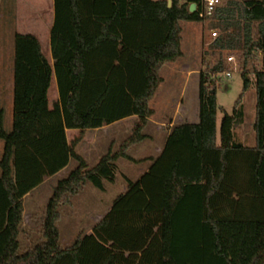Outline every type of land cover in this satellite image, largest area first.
Returning <instances> with one entry per match:
<instances>
[{
    "label": "trees",
    "instance_id": "1",
    "mask_svg": "<svg viewBox=\"0 0 264 264\" xmlns=\"http://www.w3.org/2000/svg\"><path fill=\"white\" fill-rule=\"evenodd\" d=\"M191 1L53 0L51 66L35 37L15 34L14 70L22 60L42 70L27 77L23 97L14 93L9 131L0 107V264L22 262L14 248L23 196L70 158L77 166L54 188L44 241L24 264H264V67L253 63L255 53L264 52V0H223L207 18L219 29L210 44L219 55L199 72L197 121L174 125L148 171L90 232L59 247V197L87 178L100 186L98 175L109 173L117 157L132 160L125 148L146 137L159 70L182 54L180 23L200 20L189 11ZM223 50L241 52L243 87L232 113L221 109L217 133L216 88L209 83L224 70ZM248 69L255 86L252 146L233 132L244 119ZM52 72L58 102L48 108ZM130 116L138 122L118 151L88 167L75 151L84 131ZM66 129L79 134L68 140Z\"/></svg>",
    "mask_w": 264,
    "mask_h": 264
},
{
    "label": "rangeland",
    "instance_id": "2",
    "mask_svg": "<svg viewBox=\"0 0 264 264\" xmlns=\"http://www.w3.org/2000/svg\"><path fill=\"white\" fill-rule=\"evenodd\" d=\"M52 7L53 0H0V107L3 110V124L6 131L12 128L14 93L18 92L19 96L23 97V88L26 87L28 91L27 77L33 75L37 77L36 75H41L42 70L40 66H36L34 68L36 72H33L34 69L28 67L32 63H26L24 60L15 66L14 70V36L22 34L35 37L39 42L42 54L51 66L49 32L53 23ZM180 24L182 54L174 61L166 62L159 70L161 81L149 100V107L153 110V114L142 129V133L146 137L126 147L132 160L120 157L115 162L116 182L114 184L106 182L105 188L102 190V188L95 187L91 181L86 182L85 185L78 183L66 196L60 207L61 217L57 222L60 231V248L62 246L69 248L78 236L84 235L90 227L92 228L99 216L106 212L113 200L117 198L121 184H124L122 174L133 176L144 169L151 159L157 157L158 147L163 151L167 143L168 135L166 136V134L170 127L169 123L173 121L172 125L174 126L184 122L194 123L197 121L199 72L205 70L207 64L209 66L215 64L218 59V50H212L210 44L214 39L211 29L216 30L217 35L219 29L212 27L208 19L204 21L183 20ZM228 53L235 55V65L227 63L225 57ZM221 56L224 61V70L219 74H214L209 83L210 86L214 85L216 88L217 133L223 116L222 110L228 114L232 113L234 101L242 93L243 87L241 52L239 50H223ZM253 63L257 68L264 67V52L255 53ZM225 72H230V76H226ZM248 74L252 80L242 94L243 123L234 127L233 132L236 140L252 146L254 144L252 125L255 112V86L250 69H248ZM52 76L53 72L50 75L47 89L50 98L55 97L57 93L56 86L52 85L53 89L50 88ZM32 81L35 83L34 79ZM31 91L33 95L36 94L33 87ZM137 122L136 116H130V118L123 119L106 129L85 130L81 136L85 141L83 140L79 150L88 157L87 160L90 164L88 167L93 166L108 150L110 153L118 151L121 143L131 134ZM78 134L77 131H68L67 139L70 140ZM90 139L93 140L92 143L88 142ZM2 149L3 141L0 139V157ZM76 166L77 161L70 158L61 175L67 176ZM58 179L59 176H52L24 201L27 209L29 206V211H34V214L33 217L26 214L19 227L14 250L22 260L20 264H24L27 258L34 255L44 241L40 227L43 226L45 216L40 218V214L43 213L44 205ZM34 198L38 205L32 208V205H29L27 201Z\"/></svg>",
    "mask_w": 264,
    "mask_h": 264
},
{
    "label": "crops",
    "instance_id": "3",
    "mask_svg": "<svg viewBox=\"0 0 264 264\" xmlns=\"http://www.w3.org/2000/svg\"><path fill=\"white\" fill-rule=\"evenodd\" d=\"M52 8H53V7H52ZM50 54H51V53H50ZM192 71H193V70H192ZM187 72H188V71H187ZM52 85H53V86H56V80H55V76H54V74H53V76H52V81H51V83H50V88L53 89ZM56 88H57V86H56ZM11 99L13 100V98H11ZM57 102H58V91H57V93H56V96L53 97V98H50L49 95L47 94V106H48V108L53 107L54 104L57 103ZM127 118H130V117H126V118H123V119H127ZM123 119H120V120H118V121H115V122H113V123H111V124H108V125H104V126L99 127V128H94L93 130L106 129V128H108L109 126H111V125H113V124H115V123H117V122H120V121L123 120ZM172 124H173V121H172L171 123L168 124V126H170V127H169V129H168V131H167L166 136H167L168 133L170 132V130H171L172 126H173ZM162 126H163V125H162ZM87 130H92V129H87ZM68 131H69V132H75V131L78 132V130H76V129H66V136H67V132H68ZM68 140H69V139H68ZM83 140L85 141V139L82 138V139L76 144V146H75V151H76V152H77V150H79L80 147H82V142H83ZM90 140H91V141H90ZM90 140H88V142L92 143L93 140H92V139H90ZM157 149H158V154H157V157H158V156L160 155V153H161L162 150H161V148H159V147H158ZM127 150H128V148L125 149L126 154H128ZM77 153L83 157V159L85 160L86 164L89 166L90 164H89V162H88V160H87L88 157H87L85 154L81 153L80 150H79ZM120 157H121V156H120ZM120 157H117L114 161L111 162V164H110V172H109V173H107V174H104V173H103V174H99V175H98V179H99V181H100V186H95V185H94L95 187H97V188H102V190H104L106 182L109 183V184H114V183L116 182V165H115V162H116V161L118 160V158H120ZM157 157H155L154 159H151L150 162H148V165L144 167V169H141L140 172L134 174L133 176H129L128 174H126V175L122 174L121 177H122V179L124 180V182H123L124 184H121L120 192L118 193V195H117L116 197L118 198V197L121 196L122 194L126 193V192L128 191V189H129L130 187H132V186L135 184V182H136V181H137V180H138L143 174H145V173L148 171L149 167L151 166V164L153 163V161H154ZM122 158H123V157H122ZM89 159H91V158H89ZM91 161H92V159H91ZM97 161H98V160H97ZM90 163H91V162H90ZM96 163H97V162H96ZM66 166H67V165H66ZM66 166H65V167H66ZM65 167H63V168L60 169L58 172H56L55 174L52 175V176H59V179H58V181H57L55 187L59 184V182H60L62 179H64V178L67 177V176L64 177V176L61 175V172H62V170H63ZM52 176H49V177H47L46 179H44L39 185H37L36 187H34L32 190H30L27 194H25V195L23 196V198H22V206H23V211H22V222L24 221V219H25V215H26V214H28L29 217H33V214H34V211H33V212H32V211H29V206H28V209H27V206H25V203H24L25 199L31 197L32 192H33L36 188L40 187L42 184H44L45 182H47V180H49V178H51ZM89 181H90V179L87 178V179H85V180H83V181H81V182H79V183H83V185H85V183H86V182H89ZM55 187H54V188H55ZM53 190H54V189H53ZM53 190H52V193H53ZM70 191H71V190H69V191H68L67 193H65L63 196L59 197L58 203L56 204V208H55V225H56L57 229H58L57 222H58L59 218L61 217V215H60V212H61V210H60L61 204H62L63 200H65L66 196L70 193ZM52 193H51L50 197L52 196ZM50 197L48 198V200L50 199ZM116 197H115V198H116ZM117 198H116V199H117ZM116 199H114L113 202H112V204L106 209V212L112 207V205H113V203L115 202ZM48 200H47V202H48ZM42 201H43V199H42ZM27 202H29V205H32V208H33L35 205H38L37 202H36V198H34V199H29ZM47 202H46V204H47ZM40 203H41V202H40ZM46 204L44 205L43 213L40 214V218L45 216ZM106 212H104V214H105ZM104 214H102V215L99 216V218H98V220L95 222V224H96V223H97V222L103 217ZM22 222H21V223H22ZM95 224H94V225H95ZM42 227H43V226H42ZM42 227H40V229H41V235H42V238H43V228H42ZM92 227H93V226H92ZM90 230H91V227H90L85 233L90 232ZM58 232H59V235H60V231H59V229H58ZM43 240H44V239H43ZM61 248L64 249L65 247L62 246Z\"/></svg>",
    "mask_w": 264,
    "mask_h": 264
},
{
    "label": "built area",
    "instance_id": "4",
    "mask_svg": "<svg viewBox=\"0 0 264 264\" xmlns=\"http://www.w3.org/2000/svg\"><path fill=\"white\" fill-rule=\"evenodd\" d=\"M222 0H194L188 3L194 5L193 13L200 19L206 20L212 13L222 4ZM211 35L213 38L217 36V31L211 29ZM227 63L235 65L236 58L233 53H228L225 57ZM226 76H230V72H225Z\"/></svg>",
    "mask_w": 264,
    "mask_h": 264
},
{
    "label": "water",
    "instance_id": "5",
    "mask_svg": "<svg viewBox=\"0 0 264 264\" xmlns=\"http://www.w3.org/2000/svg\"><path fill=\"white\" fill-rule=\"evenodd\" d=\"M170 3H171V0H167V4L170 5ZM193 9H194V5H192V4L189 5V11L192 12Z\"/></svg>",
    "mask_w": 264,
    "mask_h": 264
}]
</instances>
